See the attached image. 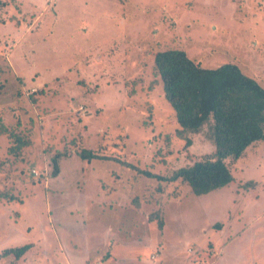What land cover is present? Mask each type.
I'll return each mask as SVG.
<instances>
[{
  "label": "rangeland",
  "instance_id": "374dc122",
  "mask_svg": "<svg viewBox=\"0 0 264 264\" xmlns=\"http://www.w3.org/2000/svg\"><path fill=\"white\" fill-rule=\"evenodd\" d=\"M167 48L264 87V0H0V264H106L121 248L119 264H264V141L201 195L137 170L213 150L206 126L190 146L175 132L152 58Z\"/></svg>",
  "mask_w": 264,
  "mask_h": 264
},
{
  "label": "trees",
  "instance_id": "16d2710c",
  "mask_svg": "<svg viewBox=\"0 0 264 264\" xmlns=\"http://www.w3.org/2000/svg\"><path fill=\"white\" fill-rule=\"evenodd\" d=\"M152 56L163 96L173 111L176 134L185 140V146H190L189 133H198L206 126L205 134L213 150L194 156L167 175L147 169H137L138 172L158 181L179 180L195 195L228 184L233 175L227 159L237 160L253 143L264 141V87L232 62L203 67L180 48L156 50ZM14 141L16 147L27 143L17 132ZM63 155H52V176L59 173V159ZM78 156L86 161L112 158L89 148H82ZM158 225L162 226L161 220ZM31 246L27 242L7 247L2 254L19 258Z\"/></svg>",
  "mask_w": 264,
  "mask_h": 264
},
{
  "label": "crops",
  "instance_id": "0c3cea01",
  "mask_svg": "<svg viewBox=\"0 0 264 264\" xmlns=\"http://www.w3.org/2000/svg\"><path fill=\"white\" fill-rule=\"evenodd\" d=\"M68 210V209H67ZM98 210H100V209H98ZM74 211V210H73ZM84 212V211H83ZM90 217V216H89ZM89 217H86L87 218V221H90V219H89ZM51 218V217H50ZM73 218H75V220H77V221H79L78 219H80V218H78V217H73ZM97 219H100V218H97ZM96 219V220H97ZM85 222V221H84ZM56 225V224H55ZM98 225H100L101 226V228H99V226L97 227L98 229H102L101 231H105V233L106 232H108L107 231V229H109V230H111V226H109V227H107L106 229L101 225V224H98ZM95 226V225H94ZM97 228H95V229H97ZM88 229V228H87ZM104 233V234H105ZM240 233V232H239ZM58 234H59V232H58ZM104 234L102 235V237L104 238ZM109 235L108 236H112V233L111 232H109L108 233ZM111 234V235H110ZM238 233H236V235H237ZM67 238H65V239H71V238H77L76 236H66ZM60 239H61V236H60ZM77 239H79V238H77ZM85 239H87V240H90L91 239V231L88 229V238H85ZM105 240H102V243L104 242ZM125 242H127V241H125ZM31 243V242H30ZM120 244H124V243H120ZM32 247V246H31ZM31 247H30V249H31ZM7 248V247H6ZM29 249V250H30ZM28 250V251H29ZM72 250V249H71ZM27 251V252H28ZM91 250H89V251H87V253H89ZM72 252H74L73 250H72ZM71 252V253H72ZM114 253H110V256L108 257V259L106 260L107 261V263L106 264H119V263H121V262H123V261H127V262H129L130 263V261H131V256H130V253L128 254L125 250H123L122 248L121 249H118L116 252L115 251H113ZM74 254H76L75 252H74ZM81 254H85L86 255V253L85 252H83V251H81ZM61 257H62V259L63 260H66L67 262H69V261H73V259H71V258H69L67 255H65V254H63V256L61 255ZM20 258V257H19ZM152 260V259H151Z\"/></svg>",
  "mask_w": 264,
  "mask_h": 264
}]
</instances>
